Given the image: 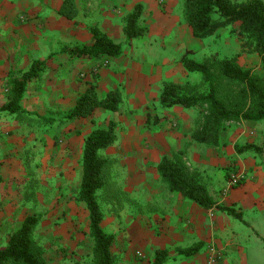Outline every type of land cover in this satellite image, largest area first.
Returning <instances> with one entry per match:
<instances>
[{
    "label": "rangeland",
    "instance_id": "374dc122",
    "mask_svg": "<svg viewBox=\"0 0 264 264\" xmlns=\"http://www.w3.org/2000/svg\"><path fill=\"white\" fill-rule=\"evenodd\" d=\"M76 1L80 3L83 10H86L88 0ZM105 1L108 3L115 1L118 4L107 7V13L117 15L116 25L119 28L115 31L116 35H114L113 39L115 42L122 44H125V17L132 13L136 5L139 4L143 7L139 25L144 29V33L132 40L131 47H124L125 51L119 61L123 64L128 63L129 68L133 70L135 68L134 65L139 64L151 67V69L154 67L155 72H153V75L158 78V81L149 85L139 83L136 89L145 88L147 90L148 86H152V89H149L148 92H150V95H159L158 101L154 99L147 108V112H143L141 115H139L138 111L129 110V108H126V104H123L121 110L119 108L115 113L98 109L83 121L78 119L77 122L74 120L66 124L63 123V115L67 112L64 110L50 111L48 115L43 117L28 111L26 112L30 116L13 115V125L16 123L20 127H26L20 129L17 134L27 135V138L35 140L34 143L38 142L39 146L37 147L32 145L33 142H29L26 144L27 146H23L18 152L21 156L20 159L26 161L22 165L24 178L17 181V183H9L4 190L17 191L15 195L11 196L10 194L7 197H11L10 202H14L18 209L15 211L12 208L7 210L6 214L9 212L11 216L9 219L12 222L11 225H8L9 220L4 223L5 227L0 226V228L2 227L0 229V239L4 238L6 240L7 237L17 230L18 226H21L26 217L37 216L39 223L34 233V240L44 250V257L48 264L56 263L53 254L56 245L52 229L57 225V221L66 220L67 215L72 221L76 222L75 231L81 236L82 244H80V247L92 257L93 244L88 236V212L84 204L77 200V192L82 179V149L88 134L95 129H107L110 121L116 124V141L102 153L104 157L111 160V164L107 174V185L101 192L99 199L104 212L102 223L107 226L116 221L131 218L137 208L153 205L151 204V202H154L153 187H158L162 191L167 189L166 184L157 173V166L163 156L180 159L186 166L187 171L195 174L206 186L207 191L210 189L215 195L220 192L215 190L216 188L220 189V181L223 180L226 185L230 175L233 173L243 176L234 188L243 187L247 183L241 167L228 166L224 161L221 162L222 159L230 161L235 158L246 166L248 163H254L253 167L256 168V172L262 182L261 187L264 189V123L255 125L248 121L225 123L221 131L219 144L215 147L207 146L198 144L191 138L202 125L204 116L202 109H185L180 106L163 109L159 103L162 85L170 80L178 81L176 83H187L189 90L195 96L204 92L205 88L201 83L200 76L188 73L180 63V56L187 50L194 52L191 57L196 61H202L205 57L214 54L220 58L235 57L237 64L243 70H250L252 73L260 74V58L248 45L249 42L234 36L231 33L232 26L219 29L214 35L204 40L191 38L186 26H183L182 22H180L181 27L179 26V30L181 35L179 37H181L182 43L166 52L161 38L158 35H152L148 30L154 28V25H151L152 21H154L151 4H155L161 14L166 13V6L170 4L175 15L177 17L179 15L184 19V4L182 0ZM105 18L108 19V17ZM85 21L75 22V25H82ZM91 24L92 21L88 19L87 23H85V30L89 31ZM76 37L81 40V35ZM62 43L63 41L60 37L59 49L62 47ZM79 43L82 42L78 41L73 44L74 46L81 45ZM166 53H168V59L164 61L163 57ZM110 61L109 58H104L94 67L95 69H92L91 73L94 79L100 77L98 72L101 67H104L107 71L115 69L114 60L111 61L112 64ZM148 73L146 71V74ZM153 75L150 72L152 79ZM80 77L84 80L86 75H81ZM9 87L8 83L5 86L7 95ZM236 91L237 89H231L224 85L221 94L227 95ZM2 113L5 112H0V122ZM49 119L52 120V123L48 122ZM73 125H75L74 128H71ZM68 128L69 131L76 130L75 137L77 139L73 143L69 142L68 139L60 138L62 137L61 132L66 131ZM8 134L5 136L11 137L16 133L10 130ZM46 137L49 138V146L46 144ZM154 141H157L158 145L152 151L150 144L152 147V142ZM69 144L73 145L72 152H67ZM248 145L261 149L262 153L250 151L239 154L236 152V147ZM179 146L180 149H178ZM54 157L64 159L65 164L55 168L52 163ZM196 157L205 158L207 163L203 167L196 166ZM211 158L213 160L219 158L220 161L212 164L210 162ZM74 165H77L76 175L73 173L71 180L65 182L63 177L67 175L70 167L74 168ZM60 168L61 170H59ZM137 177L142 180L138 182ZM60 178H63V180H59ZM0 183H3L1 178ZM61 205L63 209H66L56 214L54 212L56 210L55 207ZM218 207L225 206L221 204ZM232 210L239 215L240 219L230 215L229 226L233 227V230L239 231L238 235L243 241L239 248V255L245 256V263L249 264V253L252 251L257 253L261 251L264 254L263 244L254 243L250 245L248 241L245 243L248 238L252 241L255 240L252 228L256 221L261 224L264 223V209L255 211L253 215H248L240 209ZM241 221H245V223ZM251 221L253 222L250 225L246 224ZM104 230L107 232V228ZM4 231H7V236H4L6 234ZM72 235L75 237L76 233ZM250 247L253 250H250ZM89 260L91 264V258Z\"/></svg>",
    "mask_w": 264,
    "mask_h": 264
},
{
    "label": "crops",
    "instance_id": "0c3cea01",
    "mask_svg": "<svg viewBox=\"0 0 264 264\" xmlns=\"http://www.w3.org/2000/svg\"><path fill=\"white\" fill-rule=\"evenodd\" d=\"M63 2L64 0H0V109L7 102L5 86L28 71L33 62L41 61L44 62L45 69L38 78L29 83L21 102V107L25 111L36 113L41 117L57 109L68 111L75 106L81 94L90 87H94L97 96L101 99L109 91L118 90L122 96L120 110L123 104H126V108L138 111L139 115L147 112L150 103L154 99L158 101L159 95H150L148 90L152 89V86H148L147 90L145 88L137 90L136 87L139 83L149 85L158 81V78L153 75L154 67L151 69L139 64L134 65L133 70L129 68L128 63L123 64L119 61L121 57L109 58L111 61L114 60L115 69L107 71L101 67L98 72L100 77L94 79L92 69L102 59L107 58H78L71 54V51L76 48L92 44V35L90 31L85 30L88 19L92 21L90 28L97 26L114 41L115 31L119 28L116 25L117 15L107 13V7L117 2L88 0L86 10H83L80 3L74 0L78 14L73 20L59 15ZM171 7L168 4L166 13L161 14L159 8L152 3L154 21L151 25H154V28L148 29L152 35H158L161 38L166 52L182 43L179 37L180 22L186 26L191 38H194L185 20L179 15L177 17ZM81 20L86 21L76 26L75 22H81ZM77 35H81V40L76 37ZM60 37L63 43L59 49ZM78 41L82 42L79 43L81 45L74 46L73 43ZM124 51L125 49L123 53ZM163 58L167 61L168 53ZM146 71L149 73L146 74ZM81 75H86L84 80L81 79ZM12 118L13 115L5 112L2 113L0 122V178L3 180V183H0V226L2 227H5L4 223L11 217L9 212L6 214L7 210L18 209L14 202H10L11 197H7L10 194L15 195L17 191L9 189L4 191L9 183L14 184L24 178L22 165L26 161L20 159L18 152L29 142L39 146L38 142L34 143L35 140L27 138V135L17 134L20 129L26 127H20L16 123L13 125ZM83 120L85 119L79 121ZM10 130L16 134L6 137ZM61 135V139H68L72 143L77 139L76 130L69 131V128L61 132ZM46 144L49 146L48 137H46ZM157 145V141L152 142V147L150 144L152 151ZM68 147L67 152H72L73 145L69 144ZM219 161V158L210 159L212 164ZM222 161L228 166L241 167L247 183L240 188L227 189L221 180L220 189H215L220 191L217 195L208 189V196L214 202L211 208L204 209L181 195L169 191L168 188L162 191L158 187H153L154 202H151L153 205L148 203L147 207L137 208L131 218L116 221L110 226L102 223L103 229L107 228V232L114 236L111 252L117 264H206L210 246H214L221 253L218 264H246V257L239 255V248L243 244L238 235L239 231L229 226L231 216L217 207L222 204L227 208L240 209L248 215H253L255 211L264 209V189L261 187L262 182L256 168L253 167L254 163H248L246 166L235 158L230 161L222 159ZM52 163L55 168H58L59 165L65 164V160L54 157ZM206 163L205 158L196 157V166L203 167ZM76 171L77 165H74V168L70 167L67 175L63 177L65 182L70 181L72 174L76 175ZM141 180L137 177L138 182ZM62 205L55 207L56 214L66 209H63ZM66 217V220L57 221V225L52 229L56 245L53 253L56 259L55 264H90L91 255L89 256V253L80 247L81 236L75 231L76 222L72 221L68 215ZM11 222L10 220L8 225H11ZM241 222L245 223V221ZM252 222L246 224L250 225ZM18 228L19 226L16 229ZM252 230L255 240L248 238L245 243L248 241L250 245L258 243L264 246V223L256 221ZM4 233H6L4 236H7V231ZM73 233H76L75 237ZM7 238L0 239V250L5 247ZM192 248L196 250L188 254V250ZM250 250L253 249L250 247ZM157 252H165L160 257L159 263H156ZM248 260L249 264H264V254L261 251L258 253L252 251L249 253Z\"/></svg>",
    "mask_w": 264,
    "mask_h": 264
},
{
    "label": "trees",
    "instance_id": "16d2710c",
    "mask_svg": "<svg viewBox=\"0 0 264 264\" xmlns=\"http://www.w3.org/2000/svg\"><path fill=\"white\" fill-rule=\"evenodd\" d=\"M183 17L191 30L192 36L204 40L214 35L219 29L232 26L231 33L248 41V45L260 58L261 73L243 70L236 58H220L214 54L196 61L187 50L180 62L190 74H198L205 88L198 96L193 95L188 84L165 82L159 97L160 106L170 109L180 106L185 109L200 108L204 111L200 129L191 138L207 146H217L225 123L248 121L255 125L264 123V1L263 0H182ZM143 7L136 5L132 13L125 17V44L115 43L97 26L89 29L92 44L71 51L75 57L117 59L122 56L124 47L131 45L134 38L141 36L140 27ZM78 14L74 0H64L59 15L73 20ZM245 45V43H244ZM45 69L44 62L35 61L28 71L19 78L10 81L6 104L0 112L11 115L27 116L21 107L24 93L29 83L38 78ZM227 85L237 89L231 94H221ZM122 101L118 90L109 91L104 98H99L94 87H90L76 100L75 106L63 115V123L90 117L96 110L117 112ZM45 120V119H44ZM48 122L52 123L49 119ZM116 124L109 122L107 129H95L85 138L82 149V179L77 192V200L82 202L88 212V236L92 241L91 264H117L111 252L114 236L103 227L104 212L99 201L101 192L107 185V174L111 160L103 152L116 141ZM256 151L261 149L248 145L236 147V152ZM157 173L169 191L177 193L198 206L209 209L213 201L208 196L206 186L195 175L187 171L180 159L163 156L157 166ZM219 210L240 219L234 210L217 207ZM39 223L35 215L26 217L21 226L7 239L0 250V264H48L44 250L34 240V233ZM196 248L188 250L192 253ZM165 252L156 253V263Z\"/></svg>",
    "mask_w": 264,
    "mask_h": 264
},
{
    "label": "built area",
    "instance_id": "2783aa9c",
    "mask_svg": "<svg viewBox=\"0 0 264 264\" xmlns=\"http://www.w3.org/2000/svg\"><path fill=\"white\" fill-rule=\"evenodd\" d=\"M242 178H243L242 175H236L234 173L231 174L228 182L226 183V188L232 189V188L236 187V185L240 182V180ZM208 253H209V255H208L206 264H218L219 259L221 258L220 251L218 249H216L214 246H210Z\"/></svg>",
    "mask_w": 264,
    "mask_h": 264
}]
</instances>
